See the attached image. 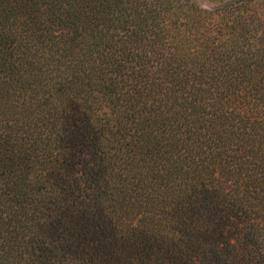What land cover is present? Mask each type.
Wrapping results in <instances>:
<instances>
[{
  "label": "trees",
  "instance_id": "1",
  "mask_svg": "<svg viewBox=\"0 0 264 264\" xmlns=\"http://www.w3.org/2000/svg\"><path fill=\"white\" fill-rule=\"evenodd\" d=\"M171 8L0 0V264H264V27Z\"/></svg>",
  "mask_w": 264,
  "mask_h": 264
},
{
  "label": "rangeland",
  "instance_id": "2",
  "mask_svg": "<svg viewBox=\"0 0 264 264\" xmlns=\"http://www.w3.org/2000/svg\"><path fill=\"white\" fill-rule=\"evenodd\" d=\"M142 1L139 0V2ZM171 5V11L174 12L175 17L179 18L176 23L178 27H170L168 30L171 31L167 33L173 36L177 43L180 36L185 33L192 44L201 43L203 40L207 42L209 38L211 39L210 36L214 31L207 30V27L211 26L203 18L205 12L214 14L219 21L223 22V31H235L237 35L247 33V42L250 41L253 44L260 41V34L264 27V0H171ZM220 36L217 37L218 40H221ZM58 99L67 103L69 95H58ZM6 100L19 107L16 103V95L11 94Z\"/></svg>",
  "mask_w": 264,
  "mask_h": 264
}]
</instances>
